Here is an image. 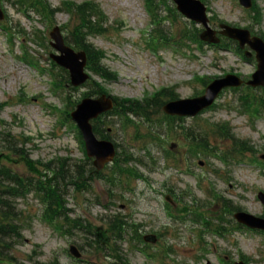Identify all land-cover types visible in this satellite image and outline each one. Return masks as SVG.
I'll list each match as a JSON object with an SVG mask.
<instances>
[{
  "label": "rangeland",
  "instance_id": "374dc122",
  "mask_svg": "<svg viewBox=\"0 0 264 264\" xmlns=\"http://www.w3.org/2000/svg\"><path fill=\"white\" fill-rule=\"evenodd\" d=\"M48 1L52 6H60L65 0ZM73 1L82 2L86 0ZM91 1H95L100 5L108 19L106 33L92 37L91 42L96 48L105 52L106 58L103 63L116 72L117 76L114 80L101 82L112 95L140 99L146 97L148 91L165 87L171 88L172 94L179 97H190L201 89L200 83L194 80V76L210 77L218 75L221 70L213 65L221 64L227 67L234 61V59H230V56L227 60L221 61L222 59L219 58L220 61H217L213 55H218V53H211V57L206 50L200 53L198 59L185 57L176 53L171 44L166 43L159 45L157 55L160 56V59H158L156 55L147 52L143 48L155 26L149 24V18L144 16L141 9L142 0ZM255 4L261 12L260 27L264 28V0H255ZM211 6L218 13L224 14L229 20L235 19L239 15L238 17L242 23H246V19L252 15V12L246 14L240 7L231 10L228 4H224L219 0L211 2ZM5 7L9 18L7 25L11 27L12 32H15V37L11 42L13 53L23 55L24 49H27L36 62L55 72L56 68L50 67L47 59L50 48L46 33L43 32L44 38H41L37 30L45 22L41 19L40 23H35L40 16L22 17L17 8L9 5H5ZM157 8L156 13L159 17L166 15L163 1L157 5ZM67 21L68 15L65 13L61 12L55 15V23L62 25ZM175 22L180 25L184 20L180 18ZM72 27L73 25H70L68 29ZM160 27L163 29V34L169 37L172 32L169 26L161 22ZM143 30H146V32H142ZM25 31L32 33L30 39L34 42L33 44L22 41L20 45ZM261 31L264 33V29ZM41 41L43 45L39 44ZM8 42L7 37L0 33V102L8 98L10 103L15 104H8L0 109V127L3 128L1 125L9 127L14 134L23 133L26 136L24 149L29 152L32 159H39L44 162L52 161L53 166H56L54 164L56 157L71 159H66V162H68L66 167L73 174L76 168L75 163H81L83 157L81 148L75 139V130L70 128L68 124L60 126L55 120L57 115L61 117L60 111L66 108L62 92L57 89L55 93L51 92L52 86L49 82L51 76L46 72L39 71L37 68L27 65L24 61L21 62L20 59L19 61L14 60L8 54L10 52ZM190 47H193V45L190 44ZM179 50L186 54L190 53L185 47H181ZM23 56L30 58L29 55L24 54ZM234 58L236 59V56ZM238 64L239 70H251L249 64L243 62ZM86 90L85 87L70 92V99L80 98V95ZM22 92L26 95L23 96ZM242 92L244 94V90ZM240 93L239 91L235 95L234 92L230 91L223 94L217 102L219 107L201 116L207 125L227 121L228 125L232 127L231 131L237 137L241 138L243 135L245 138L244 153L232 159L231 156L226 157L229 160L228 164L215 159L213 153L223 155L221 148L227 147L232 152L230 149L232 146L229 142L222 140L215 133H210V127L197 126L193 119L187 118L183 121H175V124H177L176 132H172L165 125L146 127V121L133 118H129V120L137 121V126L127 124L124 127L122 121L118 120L116 116H108L112 128L110 135L119 144V151H122L121 156L123 152H126L129 156L137 158L139 163L136 168L141 173L148 174L151 181L145 182L127 178L126 175L121 176L120 180L116 177L114 185H111L113 186L112 190L117 203L123 204L124 208L115 206L111 208V211L104 212L101 206L94 202V199H100V196L103 198L102 188H106L103 182L93 183V190L89 194L75 193L74 197H69L67 206L74 214L85 217V219L88 216L96 223L108 214L120 213L128 222H142L146 228L153 226L164 230L166 228L165 224H170L169 218L162 210L161 196L154 190V187L161 186V181L164 178L161 174L149 172V170L155 168L158 161L157 157L160 159L164 155L163 149H167L169 144L174 142L173 150L175 152H178L180 156H189L186 160L183 156L185 161L181 162V168L188 167L191 173L184 174L169 170L170 182L173 184L174 190L185 189L186 194L191 193V197L196 198L198 202L207 204L206 208L209 209L210 216L213 217L212 227L215 230V233L203 236V243H198L197 238L194 236L189 241L185 240L184 244L180 243L175 258L177 260L183 259L186 264H206L207 261L210 264H226L220 259L224 256H230V259H234L241 250L251 259L250 264H264V235L245 230L228 232L226 235L219 234V230L229 228L230 223L218 220L217 215L219 212L221 213L222 203L215 201L212 197V192H216L224 199L232 200L234 205H238L244 210L254 214L264 213V208L256 198L257 191H264V165L248 162L250 158H258L264 154V118L257 119L251 127L244 125L245 117L239 114V109H242V107L237 97ZM255 93L256 95L260 94L258 90ZM53 106L57 110H54ZM155 111L154 105L147 108L148 118L153 120L160 118L161 114ZM199 122L202 123L201 120ZM156 124L158 123L156 122ZM180 125H183L185 129H191L196 137L203 136L201 140L211 150L202 152L199 157H192L187 152L179 153V150L183 149L182 142L186 141L182 137L183 127H179ZM207 129L208 131H206ZM149 131L160 134V138H163L164 142L160 144L159 141L151 139L148 135ZM199 160L206 161L202 168L197 166ZM158 165L161 166L163 163L159 161ZM13 169L20 174L30 175L21 162L15 164ZM153 177L156 179L154 180ZM181 177L182 179H180ZM180 180H183V183ZM177 181L179 182L177 183ZM209 188H212V192ZM17 201L20 210L19 221L23 228L22 238L13 245L8 237H0L2 242H6L4 244L5 252L10 255L14 263L29 264L31 258L46 262L56 259L58 264L109 263L104 255L97 257L92 254H84L87 261L84 263L70 261L64 253L69 240L56 233L49 224L40 218L42 211L40 201L32 194ZM224 217L233 221L229 213H224ZM196 227L197 225H191V228H187V230L189 233H193ZM79 236L76 239L83 243V235L80 234ZM183 236H187V234L183 233ZM210 239L212 241L210 245H207L205 242ZM9 242L10 245H7ZM169 244L174 245L171 240ZM201 246L208 250L201 251ZM112 247L118 255L122 252L126 253L129 264H137L135 252L125 251L124 243L115 242ZM103 252L108 254L110 250L104 248ZM198 254H202L200 256L204 254L205 256L201 258L197 256ZM169 262L165 259V263ZM149 264L159 263L155 261Z\"/></svg>",
  "mask_w": 264,
  "mask_h": 264
},
{
  "label": "trees",
  "instance_id": "16d2710c",
  "mask_svg": "<svg viewBox=\"0 0 264 264\" xmlns=\"http://www.w3.org/2000/svg\"><path fill=\"white\" fill-rule=\"evenodd\" d=\"M82 25L90 26L85 20L82 21ZM73 43L77 48H81V49H84L86 51L87 58H88V67L91 70H93L95 72H97L99 70L101 72L103 71L102 68L97 69L95 67V65H92L93 62L95 63V53H94L95 51H94V49H91L88 44L85 43L84 35L79 34L78 32L73 33ZM96 54H97V58H98L100 56V53L96 52ZM96 65H97V62H96ZM57 194H58V192H57L56 186H53L52 188L49 187L48 192H46V196L49 195L50 197H54Z\"/></svg>",
  "mask_w": 264,
  "mask_h": 264
},
{
  "label": "water",
  "instance_id": "95a60500",
  "mask_svg": "<svg viewBox=\"0 0 264 264\" xmlns=\"http://www.w3.org/2000/svg\"><path fill=\"white\" fill-rule=\"evenodd\" d=\"M207 102H202V103H200L199 105H197V106H203V105H205ZM81 110L79 109L75 114H76V120L79 122V124L82 126L83 125V129H84V131H85V134L87 135V136H89V127H88V125H87V118L88 117H86V116H80L81 114ZM88 142L90 143V144H93L92 143V141H89L88 140Z\"/></svg>",
  "mask_w": 264,
  "mask_h": 264
}]
</instances>
